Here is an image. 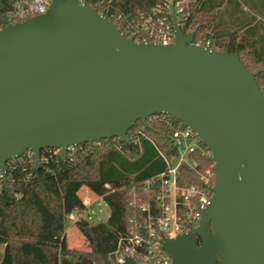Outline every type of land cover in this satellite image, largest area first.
I'll return each instance as SVG.
<instances>
[{
  "label": "water",
  "instance_id": "obj_1",
  "mask_svg": "<svg viewBox=\"0 0 264 264\" xmlns=\"http://www.w3.org/2000/svg\"><path fill=\"white\" fill-rule=\"evenodd\" d=\"M171 23L174 42H137L87 4L51 0L0 29L1 181L26 151L39 168L41 149L129 143L137 120L170 115L210 151L214 185L197 226L160 248L172 264H264V97L238 53Z\"/></svg>",
  "mask_w": 264,
  "mask_h": 264
},
{
  "label": "trees",
  "instance_id": "obj_2",
  "mask_svg": "<svg viewBox=\"0 0 264 264\" xmlns=\"http://www.w3.org/2000/svg\"><path fill=\"white\" fill-rule=\"evenodd\" d=\"M159 0H106V16L127 35L126 23L149 12ZM193 0L190 15L182 25L194 40H210L211 50L239 54L241 63L252 72L264 97V0ZM88 5H92L87 0ZM12 0H0V29L20 22ZM98 12L99 8L94 7ZM183 124L170 115H152L127 131L129 143L105 138L81 144L72 156L63 158L54 149H42L39 168L24 154L6 164V188L0 181V264H107L119 241L131 231L146 236L148 212L158 205V187L144 180L164 170L159 151L174 152L171 131ZM201 144L190 154L194 166L181 165L177 183L200 184L199 173L210 157ZM212 175L211 181L213 182ZM86 188L109 206L107 219L74 224L82 234L86 249L68 247L66 215L83 208L80 191ZM196 237V242H197ZM137 247L138 256L147 252Z\"/></svg>",
  "mask_w": 264,
  "mask_h": 264
},
{
  "label": "built area",
  "instance_id": "obj_3",
  "mask_svg": "<svg viewBox=\"0 0 264 264\" xmlns=\"http://www.w3.org/2000/svg\"><path fill=\"white\" fill-rule=\"evenodd\" d=\"M12 1L15 14L20 17H25L26 19L46 13L51 3V0ZM86 1L87 0H76V2L81 5L87 4ZM90 1L93 6H89L93 9H95L94 7L99 8L101 10V12H99L100 14L104 16L110 14L108 6L104 3L106 0ZM192 1L193 0H159L155 2L150 6L149 12L140 15L139 18L134 21L132 20L126 23L127 35L125 36L137 42L152 41L163 45L174 42V28L173 23H171V14L174 12L176 21L182 27L185 20L190 15V3ZM193 43L205 48H209L210 46L209 39L204 41L194 40ZM170 135L174 152H171L170 155H165L159 151L165 169L152 178L144 180V184H146L148 188L153 184L157 185V199L159 200L152 215L149 213L147 205L142 206V209L148 212L146 236L144 237L137 232L131 231V234L119 241L116 250L109 255L107 264H121L126 256L132 257L136 264H172L169 255L160 248L162 237L164 236L172 239L196 227L201 216V211L209 203L212 187L214 185V182L211 181L212 175L214 176V166L211 160L208 167L199 173V179L202 183H193L187 186H182L177 183L180 166H194L195 163L193 159L190 158V154L196 151V149H199L202 142L199 140L197 134L186 125L175 128L171 131ZM99 141L101 140H96L95 142L98 143ZM79 145L67 146L65 154L72 156L76 147ZM54 152H59L60 154L58 148L54 149ZM24 154L31 157L34 161L32 152L26 151ZM206 155L209 157L211 156L209 150L206 152ZM41 158L45 160L44 155ZM82 202L83 208H75L66 215L70 224H74L80 218L87 219L88 221L98 220L94 204L96 202H98V204L104 202L102 198L93 194L91 197H82ZM99 211H101V209ZM143 244L147 246V252L138 256L136 249Z\"/></svg>",
  "mask_w": 264,
  "mask_h": 264
},
{
  "label": "rangeland",
  "instance_id": "obj_4",
  "mask_svg": "<svg viewBox=\"0 0 264 264\" xmlns=\"http://www.w3.org/2000/svg\"><path fill=\"white\" fill-rule=\"evenodd\" d=\"M239 3L241 4L240 0H238ZM86 188H83L80 192V196L81 198L84 197L85 195H87L89 192L87 191ZM94 208L96 211V217H98L97 219L99 220H106L107 216L109 214V206L106 205L104 202H101V204H98V202H96L94 204ZM101 209V211H99ZM65 234L67 236V245L68 247L74 248V249H86V242L82 236V234H80L78 232V230L75 228L74 225L70 224L66 230H65ZM2 249H1V244H0V254H2Z\"/></svg>",
  "mask_w": 264,
  "mask_h": 264
},
{
  "label": "crops",
  "instance_id": "obj_5",
  "mask_svg": "<svg viewBox=\"0 0 264 264\" xmlns=\"http://www.w3.org/2000/svg\"><path fill=\"white\" fill-rule=\"evenodd\" d=\"M87 191H88V190H87ZM87 191H86V193H87ZM80 192H81V191H80ZM88 192H89V191H88ZM92 195H93V193H92V192H91V193L89 192V193H88L87 195H85V196H90V197H91ZM105 204H106V203H105ZM1 249H2V251H3V245H1ZM2 251H1V252H2ZM2 255H3V252H2V254H0V259L2 258Z\"/></svg>",
  "mask_w": 264,
  "mask_h": 264
},
{
  "label": "flooded vegetation",
  "instance_id": "obj_6",
  "mask_svg": "<svg viewBox=\"0 0 264 264\" xmlns=\"http://www.w3.org/2000/svg\"><path fill=\"white\" fill-rule=\"evenodd\" d=\"M197 245H200L201 244V242H200V238L199 237H197Z\"/></svg>",
  "mask_w": 264,
  "mask_h": 264
}]
</instances>
